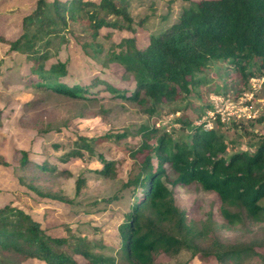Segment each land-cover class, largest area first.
I'll return each instance as SVG.
<instances>
[{"label":"rangeland","instance_id":"1","mask_svg":"<svg viewBox=\"0 0 264 264\" xmlns=\"http://www.w3.org/2000/svg\"><path fill=\"white\" fill-rule=\"evenodd\" d=\"M37 1L0 0V36L6 40L0 42V157L11 164L0 167V208L12 206L24 211L47 235L70 240L82 237L96 247L94 252L127 264L122 259L119 229L136 199L143 195L129 185L141 170L143 157L131 153L144 141L143 131L157 129L150 142L154 146L156 137L164 133L189 141L195 127L217 132L224 128L226 137L235 143L231 148L252 153L264 137V81L254 78L260 82L251 79L246 83L234 65L218 62L197 75L205 83L192 95L160 106L154 115L147 112V106L114 96L107 86L134 91L135 81L110 60L111 53H120L124 41L135 36L137 45L146 47L148 34L169 28L188 6L182 0H130L128 13L134 20L135 34L124 25L122 30L104 27L95 35L89 21L80 19L69 21L66 28H59V34L42 37L37 43V54L44 57L39 65L45 70L64 63L63 83L97 88L81 98L40 88L37 78L31 77V55L12 50L9 42L20 37L22 21L36 9ZM141 22L143 26H139ZM120 24H124L122 20ZM179 119L192 127L183 126ZM219 121L225 127L219 126ZM237 125L242 126L240 134ZM79 138L94 141V153L82 150L83 158L62 162L67 153L80 150ZM22 151L28 152L31 161L27 172L20 163ZM153 157L156 166L155 154ZM104 161L115 165L110 177L100 173ZM43 162L48 163L49 170L35 166ZM165 167L170 181H174V172L169 165ZM31 187L68 202L43 198ZM169 187L186 224L203 232L197 241L201 250L250 249L252 253L228 264H264V213L250 216L241 211V219L229 224L221 215L222 203L215 193L197 184ZM259 203L264 207V199ZM5 257L0 254V259L10 264H46L37 259ZM75 259L78 264H87L81 257ZM191 259V251L183 250L176 258L161 254L157 264H187ZM189 264L218 262L214 257L205 261L195 258Z\"/></svg>","mask_w":264,"mask_h":264},{"label":"trees","instance_id":"2","mask_svg":"<svg viewBox=\"0 0 264 264\" xmlns=\"http://www.w3.org/2000/svg\"><path fill=\"white\" fill-rule=\"evenodd\" d=\"M129 1L38 0L36 9L22 21L20 37L9 41L11 49L31 55L34 64L31 77L37 78L40 88L81 98L97 86L71 87L63 83L66 65L58 63L45 70L39 65L44 57L37 54V43L42 37L59 34V28H66L69 21L80 19L89 21L95 35L104 27L122 30L124 25L135 34L134 20L128 13ZM182 1L188 6L181 10L178 21L157 34H148L146 47L140 48L135 36L124 41L120 53L110 55L111 61L133 77L135 90L110 85L107 90L114 96L147 106L150 115L158 113L160 106L175 104L192 95L198 85L205 83L198 80L197 75L214 63L234 65L246 83L252 78H264V0ZM108 16L116 20L109 21ZM120 20L124 24H120ZM0 42L6 40L0 36ZM182 125L192 127L189 123ZM218 125L225 127L226 124L219 121ZM237 126V133H242L239 130L242 126ZM192 130L195 132L189 141L175 140L164 133L156 137L153 146L150 142L157 129L147 128L143 131L141 146L131 153L133 157L142 156L143 162L140 173L129 185L136 192L141 190L143 195L136 199L119 229L122 259L127 264H157L161 254L176 258L183 250L192 253L187 264L195 258L205 261L212 257L218 264H228L231 259L252 253L250 249L220 250L221 247L214 252L201 250L197 241L203 232L186 224L169 186L197 184L215 193L222 203L221 215L229 224L241 219V211L250 216L264 213L259 203L264 199V137L251 153L231 148L235 143L226 137L224 128L221 132L203 126ZM79 140L80 150L67 153L62 162L83 158L82 150L94 153V141ZM229 152L231 155L227 156ZM21 156V167L27 172L31 164L28 152L22 151ZM166 164L175 174L172 182ZM1 166L11 167V164L0 157ZM35 166L41 171L49 170L47 162ZM114 166L113 162L104 161L100 173L110 177ZM31 189L43 198L68 202L63 197ZM77 191H80L79 185ZM94 249L96 247L82 237L73 236L70 240L47 235L41 224L24 211L12 206L0 208V254L4 257L7 254L15 259H37L46 264H78L75 259L78 256L87 264H118L114 257L96 253ZM0 264L10 263L0 259Z\"/></svg>","mask_w":264,"mask_h":264},{"label":"built area","instance_id":"3","mask_svg":"<svg viewBox=\"0 0 264 264\" xmlns=\"http://www.w3.org/2000/svg\"><path fill=\"white\" fill-rule=\"evenodd\" d=\"M260 79H262V80L264 81V78H260ZM252 81H253V82H260V80L256 81V80H254V79H252Z\"/></svg>","mask_w":264,"mask_h":264},{"label":"clouds","instance_id":"4","mask_svg":"<svg viewBox=\"0 0 264 264\" xmlns=\"http://www.w3.org/2000/svg\"><path fill=\"white\" fill-rule=\"evenodd\" d=\"M252 79H254V78H252Z\"/></svg>","mask_w":264,"mask_h":264}]
</instances>
